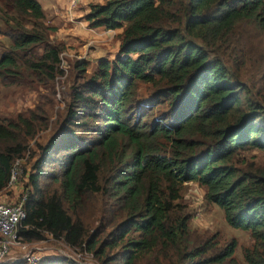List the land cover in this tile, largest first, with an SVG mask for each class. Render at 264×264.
I'll return each mask as SVG.
<instances>
[{"label": "trees", "instance_id": "trees-1", "mask_svg": "<svg viewBox=\"0 0 264 264\" xmlns=\"http://www.w3.org/2000/svg\"><path fill=\"white\" fill-rule=\"evenodd\" d=\"M88 8L90 27L121 28L113 58L97 59L91 73L87 60L74 62L65 114L45 142L34 139L48 127L42 107L0 121L2 200H13L10 168L24 159L20 241L61 240L100 264H238L235 239L220 247L217 233L190 226L180 199L191 182L229 226L249 233L243 263L264 264V104L237 72L245 56L235 35L242 19L258 18L264 31V0ZM53 29L38 0H0V74L23 68L52 80L61 52ZM40 264L76 263L58 255Z\"/></svg>", "mask_w": 264, "mask_h": 264}, {"label": "rangeland", "instance_id": "rangeland-1", "mask_svg": "<svg viewBox=\"0 0 264 264\" xmlns=\"http://www.w3.org/2000/svg\"><path fill=\"white\" fill-rule=\"evenodd\" d=\"M95 1L90 0L89 3ZM89 3L84 0L71 8L78 13L74 15L72 20L67 19V15L63 11L59 17L46 13L47 25L54 27L53 30L49 31L50 42L59 44L61 47L58 73L52 80L23 68L16 73L0 74V121L4 118L14 117L17 113H28L37 106L42 107L49 117V123L48 127L35 135L34 139L38 142L43 143L46 141L47 137L58 126L57 122L65 114V102L68 99L69 85L78 74L73 67L74 62L79 59L87 60V73H91L96 68L97 59L104 56L113 58L117 51L118 39L116 36L106 43L93 42L95 35L92 31L93 27L89 26L84 17L85 12H82L89 9ZM235 35L237 45L242 48L245 56V62L239 65L240 69L237 72L240 78L249 84L251 88L250 96L259 99L264 104V31L260 27L259 19L250 18L238 21L235 25ZM101 45L104 46L100 48ZM35 50L38 54L41 53V49L36 48ZM229 64L232 66L231 62ZM138 91L140 95L144 94L145 88L141 86ZM33 140H31L30 145H32ZM253 154L256 155L258 161H262L263 156L260 151L254 150L249 153V155ZM25 166L29 169L30 161L26 160ZM23 183L24 180L22 181L20 177L19 188L23 187ZM189 183L183 186L180 201L185 203L191 212L190 226L203 234L213 235L217 233L220 247L230 239H235L237 242L235 254L238 260L237 263L244 264L241 249L251 243L252 239L249 233L229 226L224 219L223 211L219 207L204 202L203 189L194 183ZM17 199L18 197L15 200ZM89 204L90 202H88ZM197 213H199L198 216H196ZM91 215L92 209L88 207L85 216L88 218ZM93 224L95 225L94 222ZM32 245L41 247L40 251L47 250L48 254H46L47 251L44 254L46 257L71 253L61 240L50 238L45 241H35ZM85 261L88 262L89 259ZM221 264L230 263L224 262Z\"/></svg>", "mask_w": 264, "mask_h": 264}, {"label": "built area", "instance_id": "built-area-1", "mask_svg": "<svg viewBox=\"0 0 264 264\" xmlns=\"http://www.w3.org/2000/svg\"><path fill=\"white\" fill-rule=\"evenodd\" d=\"M82 1L84 0H67V6L73 8ZM23 160L24 159H16L10 168L7 189L14 190L18 188L17 194L14 196L13 200H0V264L15 260H24L27 264H40L46 258V255H44L45 252L40 251V249H42L41 247L32 245V243H22L18 235V227L25 216L24 203L29 192L27 187L23 188L21 186L19 188L18 186L22 173L21 165ZM17 197L18 199L14 200ZM198 214L199 213H197L196 216H198ZM66 248L69 249L71 253H63L64 256L76 264H100L96 258L94 259L91 253L84 249L72 250L67 246ZM46 254H48V252H46ZM86 259H89V261L86 262Z\"/></svg>", "mask_w": 264, "mask_h": 264}, {"label": "crops", "instance_id": "crops-1", "mask_svg": "<svg viewBox=\"0 0 264 264\" xmlns=\"http://www.w3.org/2000/svg\"><path fill=\"white\" fill-rule=\"evenodd\" d=\"M39 3L42 5L44 8L45 13L49 14L52 16V14L56 15L59 17L60 14H62V11L65 15H67V19L72 20L74 18V15H77L78 13L74 11L73 9L67 7V0H38ZM90 0H87L89 3ZM105 0H96L95 2H103ZM88 9L82 11V12H87ZM79 16V15H78ZM92 31L95 33L93 42L94 43H100L104 42L106 43L108 40H111L118 32L121 31V28H116L115 30H106L104 27H95L92 28ZM118 45V42H117ZM104 45L99 46L100 48L103 47ZM117 49V48H116ZM106 57V56H104ZM189 184H192L191 182ZM196 184V183H194ZM18 188L14 189L13 196L17 194ZM204 193V191H202ZM7 196H5L3 193L0 192V199H4ZM50 239V238H48ZM47 251V250H46ZM44 251V252H46ZM48 252V251H47Z\"/></svg>", "mask_w": 264, "mask_h": 264}]
</instances>
